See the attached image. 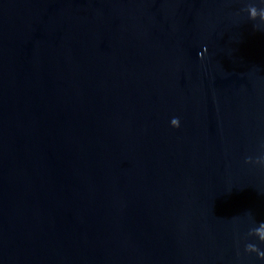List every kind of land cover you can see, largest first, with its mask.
Masks as SVG:
<instances>
[{
  "label": "water",
  "instance_id": "water-1",
  "mask_svg": "<svg viewBox=\"0 0 264 264\" xmlns=\"http://www.w3.org/2000/svg\"><path fill=\"white\" fill-rule=\"evenodd\" d=\"M0 264H264V0H0Z\"/></svg>",
  "mask_w": 264,
  "mask_h": 264
},
{
  "label": "clouds",
  "instance_id": "clouds-1",
  "mask_svg": "<svg viewBox=\"0 0 264 264\" xmlns=\"http://www.w3.org/2000/svg\"><path fill=\"white\" fill-rule=\"evenodd\" d=\"M178 123V121H176V120H173V124H177Z\"/></svg>",
  "mask_w": 264,
  "mask_h": 264
}]
</instances>
